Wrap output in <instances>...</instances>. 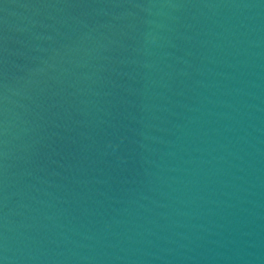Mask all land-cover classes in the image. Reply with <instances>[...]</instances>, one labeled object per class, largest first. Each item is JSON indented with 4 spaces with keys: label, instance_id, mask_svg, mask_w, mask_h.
Listing matches in <instances>:
<instances>
[{
    "label": "water",
    "instance_id": "obj_1",
    "mask_svg": "<svg viewBox=\"0 0 264 264\" xmlns=\"http://www.w3.org/2000/svg\"><path fill=\"white\" fill-rule=\"evenodd\" d=\"M0 264H264V0H0Z\"/></svg>",
    "mask_w": 264,
    "mask_h": 264
}]
</instances>
